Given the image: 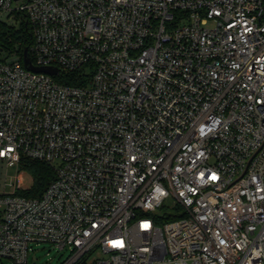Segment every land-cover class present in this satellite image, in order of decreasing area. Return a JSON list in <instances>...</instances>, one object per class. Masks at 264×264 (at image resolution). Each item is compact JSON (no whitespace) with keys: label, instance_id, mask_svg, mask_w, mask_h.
I'll return each mask as SVG.
<instances>
[{"label":"built area","instance_id":"1","mask_svg":"<svg viewBox=\"0 0 264 264\" xmlns=\"http://www.w3.org/2000/svg\"><path fill=\"white\" fill-rule=\"evenodd\" d=\"M3 13L26 15L32 64L59 74L0 57V162L55 170L40 197L17 195L19 177L0 193V264L39 244L68 249L63 264H264V0Z\"/></svg>","mask_w":264,"mask_h":264},{"label":"trees","instance_id":"2","mask_svg":"<svg viewBox=\"0 0 264 264\" xmlns=\"http://www.w3.org/2000/svg\"><path fill=\"white\" fill-rule=\"evenodd\" d=\"M34 42L33 29L25 14H16L14 22L0 21V57L18 58L22 64L24 51L30 49ZM62 84H80L78 73L66 75L65 79H58ZM19 168L26 171L33 178V184L28 190H22L17 195L26 197H40L55 179V170L49 164L22 157ZM175 219L168 215L162 222Z\"/></svg>","mask_w":264,"mask_h":264},{"label":"rangeland","instance_id":"3","mask_svg":"<svg viewBox=\"0 0 264 264\" xmlns=\"http://www.w3.org/2000/svg\"><path fill=\"white\" fill-rule=\"evenodd\" d=\"M19 2L21 3L22 1H19ZM0 19L2 21H8V14L6 13L0 14ZM17 177H19L23 181L25 187L32 186L33 178L30 174H28L24 170H21L19 166L9 167L6 163L0 162V193L11 192L12 189L9 186V183L10 181H16ZM22 190H25V189H19L17 193ZM159 212L162 214L163 213H167V214L173 213V211L167 207L161 208ZM32 247L34 251L30 255V264H33V263L63 264L70 256V251L68 249L60 251V250H57L55 247H52L49 244L33 245ZM106 256L107 255L103 254L100 251L95 252L90 257V262H93L100 258H106ZM4 264H13V263L10 260H5Z\"/></svg>","mask_w":264,"mask_h":264},{"label":"water","instance_id":"4","mask_svg":"<svg viewBox=\"0 0 264 264\" xmlns=\"http://www.w3.org/2000/svg\"><path fill=\"white\" fill-rule=\"evenodd\" d=\"M23 62H24L25 67L28 70H31V71H34V72H38V73H47V74L53 75V76L59 74V70L57 68H55V67L41 68V67L34 66L32 64L30 53H29L28 49H25V51H24Z\"/></svg>","mask_w":264,"mask_h":264}]
</instances>
